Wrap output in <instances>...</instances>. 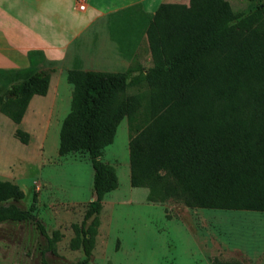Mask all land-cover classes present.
Wrapping results in <instances>:
<instances>
[{"label": "trees", "instance_id": "1", "mask_svg": "<svg viewBox=\"0 0 264 264\" xmlns=\"http://www.w3.org/2000/svg\"><path fill=\"white\" fill-rule=\"evenodd\" d=\"M133 8L113 13L124 21H111L109 30L119 45L127 23L145 36L152 61L142 75L145 88L121 97L129 83L126 73L70 69L66 75L72 92L58 153L87 152L94 193L80 224L73 225L77 240L70 245L80 247L83 256L72 264H90L101 200L117 185L113 167L99 156L123 117L130 184L147 186L148 200L264 212V0L243 12L234 11L228 0L160 2L137 20L129 18ZM49 79L48 71L32 64L0 68L5 86L0 106L15 124L32 95L45 94ZM14 135L23 143L29 138L20 128ZM23 198L16 183L0 179V223L33 221L54 252L52 238L34 217L36 193L26 209L18 203ZM211 264L241 263L214 259Z\"/></svg>", "mask_w": 264, "mask_h": 264}, {"label": "rangeland", "instance_id": "2", "mask_svg": "<svg viewBox=\"0 0 264 264\" xmlns=\"http://www.w3.org/2000/svg\"><path fill=\"white\" fill-rule=\"evenodd\" d=\"M1 4L0 68L19 69L29 65L50 73L45 94H33L19 124L0 106V179L16 183L24 193L19 206L28 208L36 193L34 217L52 238L48 240L31 220L0 223V264H72L82 258L73 225H79L87 204L94 198L93 169L85 150L58 153L59 129L70 108V69H93L126 73L128 86L121 97L143 90V73L152 66L146 42L130 51L131 32L138 27L125 23L129 31L119 45L111 38L109 23L123 20L109 12L87 27L68 24L56 11L48 10L44 28H32L23 18L37 4L21 1ZM187 3L189 0H165ZM234 11H247L263 0H228ZM136 19L135 10L128 11ZM37 19H33L37 24ZM54 32L61 35H54ZM119 37V33L116 32ZM123 37V36H122ZM137 38H134L136 40ZM30 50H39L32 56ZM0 82V97L4 95ZM16 128L29 134L27 143L15 135ZM126 117L116 125L112 141L101 148L99 159L113 167L117 185L104 193L97 214L98 226L90 264H211L214 259L241 264H264V212L189 208L173 200L147 199V186L130 184Z\"/></svg>", "mask_w": 264, "mask_h": 264}, {"label": "crops", "instance_id": "3", "mask_svg": "<svg viewBox=\"0 0 264 264\" xmlns=\"http://www.w3.org/2000/svg\"><path fill=\"white\" fill-rule=\"evenodd\" d=\"M18 1V0H17ZM24 4L34 3L37 4L36 9L31 11V14L27 10L22 9V16L30 21L32 28L41 30L44 28V22L47 19V11L54 10L58 16L65 20L68 24L87 27L91 22L99 17H105L109 12L134 6L136 19L146 18L145 14L153 13L160 2H167L165 0H87V6L84 10L77 8L78 0H19ZM1 4L10 5V11L13 9L14 0H0ZM187 4V3H185ZM10 19V14L6 12H0V20L7 22ZM37 19V24H34ZM131 32L132 40L129 42L130 51H137L138 46L145 42V36ZM61 35V33L54 32V35ZM134 35H138L139 38L134 40Z\"/></svg>", "mask_w": 264, "mask_h": 264}, {"label": "built area", "instance_id": "4", "mask_svg": "<svg viewBox=\"0 0 264 264\" xmlns=\"http://www.w3.org/2000/svg\"><path fill=\"white\" fill-rule=\"evenodd\" d=\"M87 6V0H78L77 8L79 10H84Z\"/></svg>", "mask_w": 264, "mask_h": 264}]
</instances>
